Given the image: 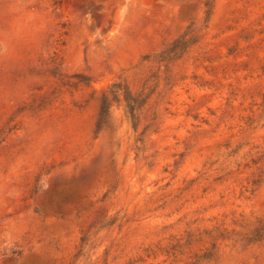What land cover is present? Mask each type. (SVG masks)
Here are the masks:
<instances>
[{
    "label": "rangeland",
    "instance_id": "rangeland-1",
    "mask_svg": "<svg viewBox=\"0 0 264 264\" xmlns=\"http://www.w3.org/2000/svg\"><path fill=\"white\" fill-rule=\"evenodd\" d=\"M206 2L0 0V264H264V0Z\"/></svg>",
    "mask_w": 264,
    "mask_h": 264
},
{
    "label": "trees",
    "instance_id": "trees-1",
    "mask_svg": "<svg viewBox=\"0 0 264 264\" xmlns=\"http://www.w3.org/2000/svg\"><path fill=\"white\" fill-rule=\"evenodd\" d=\"M210 4H211V0H207L206 5L209 6ZM114 86H116V85H114ZM115 88H116L115 90H112L110 92H109V90H105L104 91V93H103V104H105L108 101L111 93H116V95H120V92L119 91H121L122 88H120V86L119 87L116 86ZM134 95L136 96V93H134ZM132 100L134 101V98L133 97H132ZM103 114H105V110L104 109H101V115H103ZM132 114H133V116L135 114V109L134 108H133ZM222 232L229 233V231H227V229H223Z\"/></svg>",
    "mask_w": 264,
    "mask_h": 264
}]
</instances>
